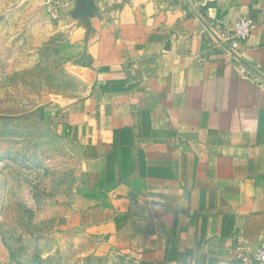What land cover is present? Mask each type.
I'll list each match as a JSON object with an SVG mask.
<instances>
[{
  "label": "crops",
  "instance_id": "crops-1",
  "mask_svg": "<svg viewBox=\"0 0 264 264\" xmlns=\"http://www.w3.org/2000/svg\"><path fill=\"white\" fill-rule=\"evenodd\" d=\"M264 75V0H190ZM81 64L74 98L38 115L74 149L65 228L109 236L129 264L233 261L264 245V80L183 0H57ZM230 47V46H229Z\"/></svg>",
  "mask_w": 264,
  "mask_h": 264
},
{
  "label": "rangeland",
  "instance_id": "rangeland-1",
  "mask_svg": "<svg viewBox=\"0 0 264 264\" xmlns=\"http://www.w3.org/2000/svg\"><path fill=\"white\" fill-rule=\"evenodd\" d=\"M62 9L0 0V264H129L109 236L65 228L79 197L75 153L38 115L82 88Z\"/></svg>",
  "mask_w": 264,
  "mask_h": 264
},
{
  "label": "built area",
  "instance_id": "built-area-1",
  "mask_svg": "<svg viewBox=\"0 0 264 264\" xmlns=\"http://www.w3.org/2000/svg\"><path fill=\"white\" fill-rule=\"evenodd\" d=\"M256 27V20L251 16L241 18L233 27L227 41L232 50L237 51L240 44L246 41ZM236 258L233 261H218L216 264H264V245L254 253L238 243L236 246Z\"/></svg>",
  "mask_w": 264,
  "mask_h": 264
},
{
  "label": "water",
  "instance_id": "water-1",
  "mask_svg": "<svg viewBox=\"0 0 264 264\" xmlns=\"http://www.w3.org/2000/svg\"><path fill=\"white\" fill-rule=\"evenodd\" d=\"M185 4L189 7V9L194 13V15L200 20V22L204 25V27L215 37V39L222 44L227 51H229L241 64H243L246 68L251 70L254 74L264 80V75L259 71L254 69L250 64H248L241 56H239L234 50H232L226 43H224L210 28V26L202 19L199 13L196 11L190 0H183Z\"/></svg>",
  "mask_w": 264,
  "mask_h": 264
}]
</instances>
